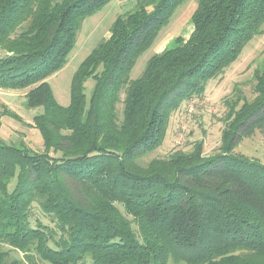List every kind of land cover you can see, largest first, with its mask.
<instances>
[{
  "label": "trees",
  "instance_id": "trees-1",
  "mask_svg": "<svg viewBox=\"0 0 264 264\" xmlns=\"http://www.w3.org/2000/svg\"><path fill=\"white\" fill-rule=\"evenodd\" d=\"M109 1L0 0V89L28 90L27 107L42 109L33 124L44 148L0 143V245L21 255L0 250V264H264V165L231 154L264 134V62L255 100L226 103L222 152L138 164L162 144L171 113L261 33L264 0H199L187 39L130 79L187 1L136 0L78 66L62 107L46 79Z\"/></svg>",
  "mask_w": 264,
  "mask_h": 264
},
{
  "label": "rangeland",
  "instance_id": "rangeland-1",
  "mask_svg": "<svg viewBox=\"0 0 264 264\" xmlns=\"http://www.w3.org/2000/svg\"><path fill=\"white\" fill-rule=\"evenodd\" d=\"M135 1L110 0L100 10L83 20L66 64L46 79L54 100L60 106L66 107L70 102V83L78 66L102 40L108 38L110 28L117 16L131 10ZM198 1L187 0L176 9L169 24L161 29L153 45L137 59L130 73V79L139 77L147 60L154 54L160 53L174 38L180 36L187 39L192 29L190 18ZM2 54L0 52V55ZM263 62L264 24L261 33L244 46L221 76L206 81L202 95L187 99L171 113L162 144L153 152L141 157L138 164L146 166L153 160L167 159L177 151L194 153L198 150L202 159L222 152L221 134L225 125L223 119L226 111L231 104L239 108L243 100L248 103L255 100L257 92L253 75L255 71L262 70ZM93 87L92 79H88L84 84L87 103ZM27 92L28 90L0 89V143L23 145L32 152L42 153L44 150L42 137L33 124V118L41 114L42 109L27 107L25 98ZM120 111L121 106H118V112ZM198 144L201 148L195 150ZM50 154L54 156L53 153ZM231 154L264 165V134L257 131L252 136L242 139ZM0 250H8L10 258H21V255L5 246L0 245ZM36 263L50 264L38 259ZM168 264L183 263L170 259Z\"/></svg>",
  "mask_w": 264,
  "mask_h": 264
}]
</instances>
